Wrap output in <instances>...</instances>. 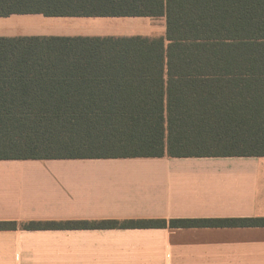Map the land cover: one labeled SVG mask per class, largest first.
Returning <instances> with one entry per match:
<instances>
[{
    "label": "trees",
    "instance_id": "16d2710c",
    "mask_svg": "<svg viewBox=\"0 0 264 264\" xmlns=\"http://www.w3.org/2000/svg\"><path fill=\"white\" fill-rule=\"evenodd\" d=\"M11 13L164 16L168 42L0 38V159L264 156V0H0ZM238 226L264 217L22 224Z\"/></svg>",
    "mask_w": 264,
    "mask_h": 264
},
{
    "label": "crops",
    "instance_id": "0c3cea01",
    "mask_svg": "<svg viewBox=\"0 0 264 264\" xmlns=\"http://www.w3.org/2000/svg\"><path fill=\"white\" fill-rule=\"evenodd\" d=\"M14 17L29 24L145 16H0ZM159 17L160 34L9 30L0 38L168 42ZM247 217H264V156L0 159V221L17 223L0 229V264H264V226L22 228L30 221Z\"/></svg>",
    "mask_w": 264,
    "mask_h": 264
},
{
    "label": "rangeland",
    "instance_id": "374dc122",
    "mask_svg": "<svg viewBox=\"0 0 264 264\" xmlns=\"http://www.w3.org/2000/svg\"><path fill=\"white\" fill-rule=\"evenodd\" d=\"M32 17L26 18L31 19ZM43 20L30 21L24 19L7 20L0 18V32L14 30L25 33L29 30L41 31L43 34H55L58 30H74L75 32L94 31L102 33L108 30L124 35H152L164 31L158 28L160 17H44ZM24 20V21H21ZM165 27V18H163ZM157 27V28H156Z\"/></svg>",
    "mask_w": 264,
    "mask_h": 264
}]
</instances>
